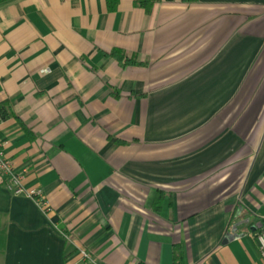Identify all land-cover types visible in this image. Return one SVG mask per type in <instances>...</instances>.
<instances>
[{"label": "crops", "instance_id": "0c3cea01", "mask_svg": "<svg viewBox=\"0 0 264 264\" xmlns=\"http://www.w3.org/2000/svg\"><path fill=\"white\" fill-rule=\"evenodd\" d=\"M138 1L0 5V264H264V0Z\"/></svg>", "mask_w": 264, "mask_h": 264}, {"label": "built area", "instance_id": "2783aa9c", "mask_svg": "<svg viewBox=\"0 0 264 264\" xmlns=\"http://www.w3.org/2000/svg\"><path fill=\"white\" fill-rule=\"evenodd\" d=\"M0 175L5 179V188L15 195H23L31 199L36 206L44 213L49 209L47 200L42 188L31 185L27 180V170L25 168H16L12 161L7 157L3 145L0 142ZM55 233L63 239L69 240V235L63 230L54 227ZM261 258L264 260V230L254 236ZM79 258L76 261L67 264H102L88 251L82 247H77Z\"/></svg>", "mask_w": 264, "mask_h": 264}, {"label": "trees", "instance_id": "16d2710c", "mask_svg": "<svg viewBox=\"0 0 264 264\" xmlns=\"http://www.w3.org/2000/svg\"><path fill=\"white\" fill-rule=\"evenodd\" d=\"M9 1H12V0H0V5L4 4V3H7ZM186 2L188 3H191V2H194L196 0H185ZM107 2V7H108V10L110 12H114L116 9H117V6H118V2L119 0H106ZM151 2L149 0H142V1H138L136 2V5L137 6H140V7H143V8H146V11L148 9V5L150 4ZM110 56L114 57L115 59H117L118 61H120L123 65H126L127 63H130L129 61H127L125 59V56L122 52H119V51H113ZM114 94L117 95V93L114 92ZM0 116L2 118H6V117H12L16 120H18L21 124V127L26 131L28 132L26 126L20 121L19 117L17 115H15L14 113H11L9 108L3 106L1 107L0 109ZM29 134V132H28ZM159 203H160V197L156 198L155 200V208L157 209L158 206H159ZM182 261H183V250H182V247L180 246H176L174 248V258H173V264H182Z\"/></svg>", "mask_w": 264, "mask_h": 264}]
</instances>
